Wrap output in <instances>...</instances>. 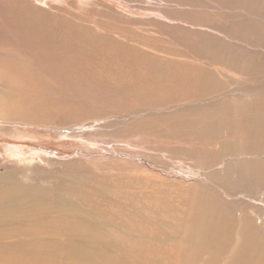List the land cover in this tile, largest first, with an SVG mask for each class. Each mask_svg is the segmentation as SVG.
Masks as SVG:
<instances>
[{"label":"rangeland","instance_id":"rangeland-1","mask_svg":"<svg viewBox=\"0 0 264 264\" xmlns=\"http://www.w3.org/2000/svg\"><path fill=\"white\" fill-rule=\"evenodd\" d=\"M63 35L73 43L64 44ZM80 54L92 66L77 65ZM263 100L264 0H0V173L61 200L71 199L70 183L102 189L116 206L105 214L91 200L92 224L85 225L100 231L73 235L80 244L104 245L123 264L135 263L134 240L183 238L204 185L223 193L235 214L258 217L260 210L264 217L263 186L237 187L251 179V164L242 168L224 155L246 148L242 126L264 122ZM257 144L246 149L250 155L240 149V157L255 160L254 173L264 167ZM73 213L83 217L81 207ZM141 213L160 219L147 221L156 226L152 235ZM242 223L222 262L244 240Z\"/></svg>","mask_w":264,"mask_h":264},{"label":"bare ground","instance_id":"bare-ground-1","mask_svg":"<svg viewBox=\"0 0 264 264\" xmlns=\"http://www.w3.org/2000/svg\"><path fill=\"white\" fill-rule=\"evenodd\" d=\"M61 38L66 45L73 43L67 35H63ZM74 57L77 65H91V60L89 61L81 54ZM91 57L94 58V56ZM91 69L95 71L92 67ZM209 86L210 84H207V88ZM198 87H201V82ZM18 103L21 105L22 102L16 101L17 107L19 106ZM23 106L30 108V105L24 103ZM261 106L264 107V100ZM11 108L13 109V107ZM249 110L250 107L246 106L245 111L248 112ZM191 116L193 119V114ZM184 125L187 128L190 127L188 124ZM256 129L262 134L255 132ZM242 130L244 134L248 133L245 137L247 140L246 148L241 147L243 150L245 149V152H248L246 149L254 150L258 146L257 142L264 148V122L254 127V121H246L242 126ZM258 134L259 136H257ZM240 149L236 151L237 154L233 150L224 152L229 161L233 159L234 162L242 164V168L247 166L248 163L252 166V172L249 174L251 179L245 183L241 181L242 184H237V187L260 185L264 188V167L259 165V171L254 173L255 160L251 156L240 157L244 153ZM255 151L259 150L255 149ZM225 171L228 172L229 167ZM230 175L227 177L233 180ZM98 183L93 182L92 186L98 187ZM198 190L202 194L195 201L194 198L191 201L194 211L191 218L183 225V238L177 241L172 240L169 244L164 242L166 239L161 237L160 233L159 242L158 240H152L143 243V240H134L133 246H130L132 254L130 252L129 257L135 260L134 264H149L148 262H151L152 257L158 256L163 257L165 260L176 257L174 258L175 264H264V241L262 242L260 237H264V217H261L260 210H256L258 217L248 213L235 214L233 204L225 200L223 193H219L213 186L204 185L202 189ZM65 195L71 197V199H58L50 189L33 188L30 185L20 183L8 173H0V264H116V262L123 264V258L109 256L110 250L104 245L80 244L79 238L77 237V239L73 235L75 229H80L79 237L84 238L86 236V231L83 229H87L89 225H85V223L92 224L90 220L86 219L89 216L88 212H91L93 208L90 203L91 200L93 204L95 200L97 206L102 210H107L105 214L116 204L113 202L114 206L111 205L110 199H104L102 189L91 188L85 181L68 184ZM178 203L183 205L184 199H181ZM76 207L82 208L83 217L74 216L73 212ZM243 214H247V216ZM156 215H145L143 213L138 215L141 221H145V228L148 229L150 235L155 232L156 226L151 228L147 221H150L152 225H160L161 221ZM17 218H23V223L19 226L10 227V222ZM125 218H128V214L123 209V220ZM239 221L243 222L241 225L244 240L234 245L232 247L234 250L228 256L227 261L222 262V260H219V256L233 238V227ZM69 223L73 226L72 230H65L66 227L62 229L64 225ZM145 223H143V227ZM133 226L138 225L133 224ZM87 230H91L94 234H97V230L100 231V229H91L90 227ZM105 232L109 233L110 231ZM105 232L97 237L103 238ZM59 233L64 238L60 237ZM189 236L193 237L194 243L188 241L187 237ZM252 239L254 243L249 247L248 241ZM260 243L263 245L261 254L258 253ZM206 251H209V254L203 257V253ZM180 255L182 257L178 258ZM81 257H86L88 261L81 262ZM90 257H99L100 260L89 259Z\"/></svg>","mask_w":264,"mask_h":264}]
</instances>
